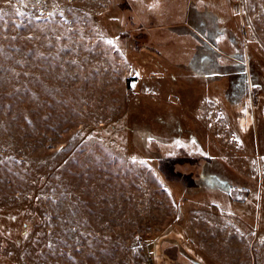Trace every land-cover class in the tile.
<instances>
[{
	"label": "rangeland",
	"instance_id": "374dc122",
	"mask_svg": "<svg viewBox=\"0 0 264 264\" xmlns=\"http://www.w3.org/2000/svg\"><path fill=\"white\" fill-rule=\"evenodd\" d=\"M211 1L188 66L183 0H0V264H264V0Z\"/></svg>",
	"mask_w": 264,
	"mask_h": 264
},
{
	"label": "trees",
	"instance_id": "16d2710c",
	"mask_svg": "<svg viewBox=\"0 0 264 264\" xmlns=\"http://www.w3.org/2000/svg\"><path fill=\"white\" fill-rule=\"evenodd\" d=\"M195 10L194 6L192 5H189V8H188V14L192 11V10ZM196 11V10H195ZM193 12V11H192ZM202 13V14H201ZM110 16V18L113 20V22H115L116 24H118L120 26V28L117 30V37L115 36L114 38L117 39L118 38V35L121 34L122 32H124V27H122V25H120V22H119V17H118V13L115 11V9H113L112 11L108 12V13H103L102 15H100V17H105L106 15ZM195 15H193V17H191L190 15V20L186 19V22L184 24H181L179 26H176V25H171L170 28H174L175 30H179V32H183V33H192L197 40H199V44L194 52V57L191 58L190 62L188 63V66H192L193 65V61L196 59V57L198 56V52H203L205 53V55L210 58L208 55L210 54V52H214V49L212 47V43H206L207 42V38H208V41L210 40L209 38H212V36H218V33H219V28H221L222 25H219V22L218 20L214 17V15H210V16H206L207 14H212L211 12H207V13H203L201 11H197L196 13H194ZM101 24H103V26H107V22L105 21L104 23L102 22L101 20ZM105 24V25H104ZM219 25V26H217ZM202 28L201 30V33L199 32V30ZM215 29V31H214ZM178 32V33H179ZM206 40H203L205 38ZM126 38H129V37H126ZM119 39V38H118ZM117 39V40H118ZM130 39V38H129ZM121 39L118 40V42H120ZM121 43V42H120ZM122 45V44H121ZM123 45H124V49L123 51L124 52H127V54L129 55L128 57L131 58L133 57V55H138V54H142V53H146L148 52L149 54H151V52H149L147 49H145L144 47H140L136 49V45H133V46H130L129 42H123ZM128 45V46H127ZM132 49V50H131ZM135 51V52H134ZM131 53V54H130ZM139 69H144V67H141L139 66L138 67ZM137 100V99H136ZM135 100V101H136ZM132 112V111H131ZM130 121L131 122H135V118L134 117H131L130 118ZM131 136V135H130ZM140 138H133L131 140H134L136 143V140H138ZM140 155L144 156L143 153H141V150L138 148V146L136 145V149H135ZM151 157H154L153 155H150ZM145 157V156H144ZM151 157H146V159H149ZM151 159H154V158H151ZM157 159V158H156ZM175 162L174 159H167L164 163H161L159 162L158 160V163H157V166H158V171L160 172V174L162 175L164 171H162L161 168H159V166H169L171 168V166L173 165V163ZM182 175V174H181ZM173 225V224H172ZM170 225L169 227H167V229L163 232V237L162 238H165V239H169V238H172L174 241H176V239H174L173 237L169 236L168 235V230L170 229V227L172 226ZM177 242V241H176ZM178 243V242H177ZM180 246V245H179ZM181 249H183V251L188 254L189 256H191L197 263L201 264L199 262V260L193 255L191 254L188 249H185L183 248L182 246H180ZM155 249V253L156 255H158L159 251L156 249V247L154 248ZM153 249V250H154ZM158 251V252H157ZM155 255V254H154ZM167 260V259H166ZM171 261H169L170 263ZM175 263V262H174ZM173 262H171L170 264H174Z\"/></svg>",
	"mask_w": 264,
	"mask_h": 264
},
{
	"label": "crops",
	"instance_id": "0c3cea01",
	"mask_svg": "<svg viewBox=\"0 0 264 264\" xmlns=\"http://www.w3.org/2000/svg\"><path fill=\"white\" fill-rule=\"evenodd\" d=\"M184 2V7H183V11H182V19L179 21L178 23L181 25V24H184L186 22V19H187V15H188V2L187 0H183ZM217 1H214V4H211L212 1L211 0H195L194 1V8L196 11H206V10H211L210 8L213 7L215 5ZM216 7V6H215ZM175 21H172L171 24L173 25H179V24H174ZM175 34V33H174ZM178 34H182V33H178ZM174 37H177V38H180L178 35H175ZM176 46V41L174 42ZM180 45V44H179ZM144 47V46H143ZM179 47V46H178ZM147 49L149 52H151V54L153 55L154 58H157L159 59V61L161 60L162 62L165 60L168 64H172L173 62H175V65L179 64V60H177V56H178V51L180 52V47L179 48H174L172 53V56H168L167 54H165V52L161 49H157L155 47H153L152 49H149V48H145ZM194 54V53H193ZM167 56V57H166ZM193 56V55H192Z\"/></svg>",
	"mask_w": 264,
	"mask_h": 264
},
{
	"label": "water",
	"instance_id": "95a60500",
	"mask_svg": "<svg viewBox=\"0 0 264 264\" xmlns=\"http://www.w3.org/2000/svg\"><path fill=\"white\" fill-rule=\"evenodd\" d=\"M27 228H29V224H27V223H24L23 225H22V231H21V236H24L25 234H26V232H27ZM16 243H20V239L18 240H16Z\"/></svg>",
	"mask_w": 264,
	"mask_h": 264
},
{
	"label": "flooded vegetation",
	"instance_id": "af4514ba",
	"mask_svg": "<svg viewBox=\"0 0 264 264\" xmlns=\"http://www.w3.org/2000/svg\"><path fill=\"white\" fill-rule=\"evenodd\" d=\"M234 197H235V196H233V198H234ZM23 224H24V223H23ZM23 224H22V225H23Z\"/></svg>",
	"mask_w": 264,
	"mask_h": 264
}]
</instances>
